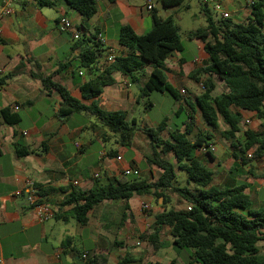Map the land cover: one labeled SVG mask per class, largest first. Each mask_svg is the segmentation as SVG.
I'll return each mask as SVG.
<instances>
[{
  "label": "crops",
  "instance_id": "obj_1",
  "mask_svg": "<svg viewBox=\"0 0 264 264\" xmlns=\"http://www.w3.org/2000/svg\"><path fill=\"white\" fill-rule=\"evenodd\" d=\"M48 1L51 4L45 6L37 0H18L13 13L0 19V80L5 79L4 84L0 85V259L5 264H89L88 257L107 254L108 264H122L124 259L130 261L125 264H134L140 260H144L142 264H160L156 258L163 252L172 250L174 255L170 262L176 260L178 264H183L178 261L177 256H182L187 261L189 255L175 251L167 227L163 229L161 241L168 245L154 257L147 258L146 251L145 256H139L142 251L132 247L145 232L147 218L153 223L154 216L165 209L163 207L161 211L152 214L150 211L143 212V204H149L153 208L152 201L155 198L152 196L133 197L128 201L127 211V203L124 201H105L90 212L86 226L79 225L70 217H65L67 221H62L54 216L41 223L29 206L27 180L33 181L36 186L55 189L42 199L57 212L58 205L67 199L73 187L89 191L97 180L106 185L124 178L123 171L128 168L137 169L140 178L149 182L156 181L161 173L156 167L147 165L146 169L141 168L146 163L145 156L151 153L150 140L143 129L156 128L158 122L140 125L141 130L137 132L132 147H122L109 136L107 128L98 124L95 118L94 121L91 120L93 116L85 113H78L67 119L61 116L60 96L45 89L40 79L31 76V73L49 76L53 82L65 86L74 97L90 105L93 100L83 99L80 87L101 73L103 66L100 64L105 56V47L102 44L97 47L100 51L97 63L87 67L82 55L88 49H96L89 39L98 32V35L102 34L106 38L109 46L120 49V27L129 25L138 35L148 33L153 27V19L152 12L147 9V2L152 1L154 4L153 0H97L98 12L91 19L83 18L65 0ZM248 1L216 0V3L221 2L228 12L229 7L234 6L235 11H230L231 15L236 14L242 18L240 14L246 13L247 18L251 14ZM204 3L208 4V1L204 0ZM3 5V0H0V10ZM154 8L158 9L155 4ZM62 17L72 22L73 31L61 33L58 30L57 23ZM75 32H80V38H75ZM209 63L210 56L205 51V42L190 39L188 43H184L182 53L174 52L166 60L165 73L169 83L181 96L179 101H175L173 112L179 116L186 111L187 119L189 116L194 117L195 125L190 138L194 140L200 131L210 133L213 137V144L209 149L214 158L209 153L200 151L196 156L213 171V185L225 189L245 182L247 176L244 172L251 167L243 164L237 149L230 152L231 144L222 136V132L228 127L220 122L219 130L212 131L203 122L199 111L194 109L196 98L201 94L199 84L210 76L204 75L198 82L192 75ZM152 70V66H147L146 74L139 75L141 80L136 83L129 76L116 74L115 83L106 87L98 98L100 107L106 111H124L128 120L130 112L140 102L146 105V110L154 108L155 104L149 97L139 101L140 95L137 97L131 91L134 84H139L142 88ZM212 79L217 91L223 81L215 76ZM228 92L227 87L223 93ZM8 108L21 117L18 124L5 122L3 110ZM242 114L240 135L245 131L244 123L249 129L255 130L252 125L256 113L245 111ZM168 118L170 123L172 121L168 125L169 129L173 125V118ZM25 119H31L30 124L28 128H21ZM247 119L250 123L246 122ZM189 121L184 122L181 129ZM88 123L90 126H87ZM25 132L28 134L25 135ZM217 132L228 142L226 146L220 147L215 143ZM18 149L29 154L19 157ZM119 156H122V160L117 159ZM225 157H233L235 163L225 166L222 163ZM95 173H99V178L94 177ZM74 181H79V186H73ZM185 206L181 203L180 207L175 208ZM70 209L71 206L64 207L67 213ZM124 213L128 215L125 221ZM60 224L64 226L63 229ZM70 226L76 230L82 243L85 241V230H88V238L93 246L91 250H85L82 254L79 252ZM169 252L167 251L168 254ZM85 253L89 254L87 258H84Z\"/></svg>",
  "mask_w": 264,
  "mask_h": 264
},
{
  "label": "trees",
  "instance_id": "obj_2",
  "mask_svg": "<svg viewBox=\"0 0 264 264\" xmlns=\"http://www.w3.org/2000/svg\"><path fill=\"white\" fill-rule=\"evenodd\" d=\"M41 5H50L48 0H37ZM68 6L83 18L91 19L98 12L97 0H65ZM164 7L175 8L187 0H160ZM249 5L251 14L239 21L232 18L215 20L209 8L203 7L207 25L189 33L191 40L205 42V51L210 56V63L205 68L194 71L192 77L203 81L205 91L195 102L203 122L212 131L219 130L220 122L228 129L222 136L237 149L244 165L254 159H264V0H254ZM153 27L138 35L129 25L120 27L118 42L122 55L110 65H104L101 73L80 87L83 99L93 100L90 105L74 97L62 84L55 83L51 77L42 73H31L40 79L43 87L56 92L61 98L60 115L65 118L78 113L93 116L98 124L108 129V134L115 143L131 148L138 131L141 130L136 119L128 120L124 111H106L100 107L98 98L104 89L115 83V75L129 76L136 83L139 75L146 74L147 66L153 70L141 88L139 101L148 98L151 93H167L175 101L181 99L178 91L169 83L165 73V62L174 53L184 51L181 37L180 12L164 18L159 10L152 11ZM80 31V30H79ZM90 42L95 50L88 49L83 55L87 67L95 65L98 58L97 47L101 46L98 32L92 35ZM100 70V69H99ZM223 81L228 93L215 95L216 84L212 77ZM5 79L0 80V85ZM255 112L262 129H247L240 137L243 123L242 112ZM3 118L8 124H18L21 117L11 109L3 110ZM189 123L184 129L177 127L168 130L169 118L166 117L156 128L143 129L150 140L151 153L145 156L148 166L158 168L161 173L156 181L149 182L140 177H124L106 185L96 181L89 191L73 187L67 199L58 205L55 218L67 221L65 217L76 220L81 226L89 223L90 212L105 201L121 200L126 202L125 211L129 210L128 201L135 196H152L159 202L163 200V211L154 216L152 228L143 232L140 239L148 243L147 258L154 257L168 243L161 241L163 229L167 227L172 237V246L178 254L186 252L189 260L186 264H264L260 255L259 244L264 241V207L252 209L249 190L251 180L231 188H218L213 185L214 173L196 156L202 147L209 148L213 143L210 133L200 131L193 140L190 135L195 125L194 117H188ZM96 125V123H94ZM166 133V136H165ZM18 147V146H17ZM211 158L212 151L208 150ZM17 150V156L28 155ZM116 155V152L114 153ZM251 156V157H249ZM185 172L187 183L196 185V190L177 184L178 173ZM39 195L46 196L55 189L37 186ZM176 195L182 204L181 209L166 208ZM71 206L70 211L64 207ZM191 210H188V207ZM128 215L124 213L123 221ZM107 254H95L88 257L89 264H108ZM130 262L124 259L122 264ZM170 264H178L172 260Z\"/></svg>",
  "mask_w": 264,
  "mask_h": 264
},
{
  "label": "rangeland",
  "instance_id": "obj_3",
  "mask_svg": "<svg viewBox=\"0 0 264 264\" xmlns=\"http://www.w3.org/2000/svg\"><path fill=\"white\" fill-rule=\"evenodd\" d=\"M208 4L207 7L209 8L212 17L215 20H220L222 18V15L220 12H217L215 10V4H216V0H207ZM155 6L158 8L159 13L162 17H168L170 16L175 10H179L180 11V16L181 19L179 20V23L181 24V37H182V41L184 43H188L190 41V39L188 38L189 33L196 31L198 29H202L207 25L206 22V17L203 15L202 12V8L206 7V4L204 3V0H187L183 5L175 7V8H166L163 6L162 2L160 0H153ZM187 6H189V9H187ZM248 7V6H247ZM234 6H230L229 10L232 12L235 11ZM226 10V9H225ZM229 11V12H230ZM242 16V18H245L247 16L246 13L244 14H240ZM233 20L235 21H239L240 19H242L240 16L238 17V15L236 14H232L231 17ZM227 90L226 85L221 82L218 86L217 91L214 94H221L223 92H225ZM131 91L133 93H135L137 95V97L140 95V91H141V86L139 84H134L133 87L131 88ZM147 99V98H146ZM152 103L155 104V107L149 110H146V105L143 102H140L139 104H136L134 106V109L132 112H130V120L136 119L139 123V125H143L145 123H150V122H158V124H160L164 118L166 117H170L173 118V125L171 126V128H169L170 130L176 129L177 127L182 128L183 127V123L187 122V113L186 111H183L179 116H176V114L173 112V105L175 103V100L169 95V94H162L159 92H153L151 93V96H149L148 98ZM149 100H146L147 102H149ZM142 101V100H141ZM22 114V111H21ZM30 120L31 119H25L20 127L21 128H28L29 124H30ZM92 121H94V117L91 118ZM170 123V122H169ZM168 123V125H169ZM261 121L257 119V117H255L254 119V124L252 125V128L255 130H261ZM172 124V121L171 123ZM223 125V124H222ZM87 126H90L89 123ZM250 127H248L245 123L243 124V130L249 129ZM168 129V130H169ZM216 138H215V143L217 142L219 144L220 147L226 146V144L228 143L219 132H217L216 134ZM166 136V133H165ZM241 138H243V133L240 135ZM230 152L235 151V149L230 146ZM130 156L127 157V159H129ZM231 158V159H230ZM235 163V159L233 157H225L222 159V163L225 164V166H227L228 164H232ZM247 165H249L251 168L247 169L244 174L245 176L248 177L249 180H251V187L249 190V194L252 198V205L251 208L252 209H260L264 207V159H254L252 162H249ZM142 169H146L147 168V164L143 163L141 166ZM177 173H178V179H177V184L181 185V186H186L188 188H190L191 190H196V185L192 182L191 184L187 183V179L188 176L185 172H181L178 168H177ZM140 177V176H139ZM132 178V177H129ZM246 180V178H245ZM247 181V180H246ZM261 195V196H260ZM162 199L159 200V202H157V200H153L152 201V205L153 208L150 210V213H154L155 211H159L160 209L162 210L163 206V200L161 202ZM181 202L180 199L178 198V196L173 195L172 196V202L167 205V208H171V207H180ZM160 210V211H161ZM152 223L151 219L147 218V221L145 222V226L146 224ZM60 227H62L63 229V225L60 224ZM71 235L76 237L77 240V245H78V249L79 252L82 254L85 250H91V248H93L91 240L88 238L89 237V232L88 230H85L84 233V239L85 241L82 243L80 241L79 236L77 237V233L76 230L73 229L71 226L69 227ZM78 238V239H77ZM62 239V237H61ZM88 239V240H86ZM139 241L140 245L137 244V242ZM58 246H60L58 244ZM132 247L135 249H137L141 254H139V256H145L144 255V251H148V243L140 240H136L134 245H132ZM259 249H260V255L264 256V241H262L259 244ZM167 251H170L169 254L167 253ZM165 252H163L158 258H156L157 262L160 264H168V262H170V260L172 259L174 252L172 250H167ZM86 252V251H85ZM177 254L175 253V256ZM147 256V254H146ZM154 259V258H153ZM177 259L180 263L186 264L187 261H185L183 259L182 256H177ZM140 260V259H139ZM142 262H144V260H140V262H135L134 264H142ZM83 263V262H81Z\"/></svg>",
  "mask_w": 264,
  "mask_h": 264
},
{
  "label": "built area",
  "instance_id": "obj_4",
  "mask_svg": "<svg viewBox=\"0 0 264 264\" xmlns=\"http://www.w3.org/2000/svg\"><path fill=\"white\" fill-rule=\"evenodd\" d=\"M17 1L18 0H3L4 5L0 10V19L4 16H7V15L13 13L14 5ZM254 3H255L254 0L248 1L249 5H253ZM147 9H148V11H152L154 9V4L152 3V1L147 2ZM215 10L217 12H220L223 18H230L231 17V13L225 10V8L221 2H217L215 4ZM57 27L61 33L70 32V31L74 30L72 22L66 17H62L58 21ZM74 36L76 39L80 38V32H75ZM98 40L105 47V56L102 59V62L100 64L101 66L104 67V65L112 64L117 57L122 55V51L120 49H117L115 47L108 45L106 38L102 34L98 35ZM199 87H200L201 93L205 91V85L203 82H201L199 84ZM183 93H185V91H183ZM15 108L19 109L18 106H16ZM246 122L250 123V120L247 119ZM24 134L27 135L28 132H25ZM76 146L78 148H80V145L77 144ZM208 150H210V149L207 147H202L200 149V152L208 153ZM249 157H251V156H249ZM117 159L122 160V156L117 157ZM123 175L125 177H129V176L138 177L140 175V173L137 169L128 168V169L123 171ZM99 176H100L99 173L94 174L95 178H99ZM79 184H80L79 181L73 182V186H75V187L79 186ZM26 185H27L28 203H29V206L31 208H33L37 220L41 223H44V222L54 218L56 211L54 210V208L52 206H50L48 203H46L42 199V197L39 195V189H37V186L34 184V182L31 180H27ZM17 194H20V192H18ZM150 210H151V206L149 204H143V207H142L143 212L150 211ZM188 210H191L190 206L188 207ZM151 228H152V223L146 224L145 231L149 230ZM138 244L140 245V243H138ZM88 255H89L88 253H85L84 258H87ZM0 264H5V262L2 259H0Z\"/></svg>",
  "mask_w": 264,
  "mask_h": 264
}]
</instances>
